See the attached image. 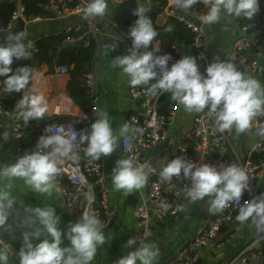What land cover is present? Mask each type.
<instances>
[{
	"label": "clouds",
	"instance_id": "9594fccd",
	"mask_svg": "<svg viewBox=\"0 0 264 264\" xmlns=\"http://www.w3.org/2000/svg\"><path fill=\"white\" fill-rule=\"evenodd\" d=\"M198 2L208 6L207 13L201 17L204 24H217L222 15L252 19L260 10V0H173L176 8L187 12ZM108 8V0H86L84 16L102 17ZM133 15L138 17L128 32L132 46L125 55L113 59L114 67L120 69L129 78L133 87L150 85L147 92L153 96L170 93L172 101L188 112H204L215 121L218 131L234 129L236 134L247 132L256 117L264 115V86L227 60L216 59L208 64L205 72L195 57L184 55L172 63L170 54L157 55L160 48L153 41L158 35L152 20L146 15L144 7L137 6ZM169 26L166 31H171ZM24 33H7L0 43V78H3L5 93L21 92L22 98L16 103L18 119L27 125L33 120H41L48 111L45 97L35 91L26 90L34 79L27 66L11 67L14 60L27 59L28 49ZM152 45V50L148 51ZM112 44L109 50L115 49ZM155 81L154 83H150ZM207 109V111H205ZM142 129H130L127 124L120 128V135L126 136ZM35 150L25 153L14 163L0 168V176L20 178L37 193L51 195L58 190L54 184L66 159H76L77 150L94 160L111 155L116 149V136L106 113H100L99 119L91 124L88 132L66 131L63 127L45 128ZM264 136V128L259 130ZM181 174L188 181L185 197L192 202L208 200V212L215 214L223 211L231 203H238L248 187L246 172L235 164L222 165L219 168L210 163H194L181 156L168 160L160 171L164 181H172ZM147 174L142 166L132 158L116 161L112 170V184L117 191L132 193L142 189L147 182ZM85 198L93 199L91 191ZM14 200L10 193L0 190V225L8 216L7 209L12 208ZM166 209L167 205H163ZM32 215L39 221L42 229L26 231L23 244L17 255L19 264H91L97 255L98 246L105 243L104 229L97 215L87 208L80 218L70 224L66 232L60 227V217L51 207H36ZM236 220L245 224L251 220L256 229L264 233V195L244 201ZM47 233L50 238L41 239ZM65 237L70 242L63 247ZM34 241H38L34 243ZM135 237L128 239L127 246L136 245ZM159 251L153 244L139 241L135 251L120 257L115 264H154ZM6 251L0 250V264H7Z\"/></svg>",
	"mask_w": 264,
	"mask_h": 264
},
{
	"label": "crops",
	"instance_id": "0c3cea01",
	"mask_svg": "<svg viewBox=\"0 0 264 264\" xmlns=\"http://www.w3.org/2000/svg\"><path fill=\"white\" fill-rule=\"evenodd\" d=\"M143 3L144 0H127L125 3L108 0V8L105 14L102 17L95 18H86L84 12L65 16H59L56 13V17L52 19H36L28 22L20 17L9 32H13L20 19L25 23L24 38L28 43H33L41 36L79 30L83 26L88 27L89 23L95 24L100 29V33L96 37L89 34L88 31L86 33V38H93L97 43L93 73L98 103L94 122L99 119L100 113H106L117 139L114 152L109 156L96 160L102 164L103 168V189L107 208L104 228L109 227V229L104 233L105 243L98 246L97 255L91 264H115L120 257L135 251L138 247L137 244L127 246V241L132 237L136 238L141 230L135 211L147 196V183L142 189L134 190L132 193H126L123 190L117 191L112 184V170L116 165V161L123 158L120 154L121 140L125 136L120 135V128L126 124L127 119L133 113L139 111V108L137 101L130 94L129 78L120 69L114 67L113 59L127 54L123 44V24L127 19V13L133 7H142ZM170 4H172V1H170ZM164 20V17L160 18V22H164ZM235 20H238L237 17L222 15L217 24L201 23L209 39L206 59L198 63L202 73L205 72L208 64L216 59L227 60L234 41L241 33ZM112 44L117 46L115 49L109 50ZM154 45L160 46L159 43H154ZM183 51L185 55H188L186 51L189 52V55L192 54L191 50L187 48ZM161 53L163 52L160 46L157 54ZM253 57L258 59L263 69L260 75L253 78L264 86V53ZM58 68L60 67L56 66L51 71L47 65H42L32 72L34 79L26 90H35L41 93L46 99L48 111L43 119L31 121L37 123L38 126L25 134V149L29 148L34 131L38 132L37 143L40 136L46 134L45 128L61 123L60 120L63 117L84 118L86 114L66 96L70 76L69 74H59ZM194 113L186 111L183 106L179 107L168 126L166 140L159 144L156 151L151 155L157 166H164L168 160L180 156L182 143H191ZM261 117H256L252 127L245 133L236 134L235 130L232 129L227 145L216 152V157L225 163L247 160L256 144L264 139V136L259 134V130L264 128L263 125H260ZM0 123L2 124V135L7 140L3 141L0 137V168H5L16 161L14 155L19 143L14 139L11 121L2 117ZM79 153L77 155L81 159L85 158L83 152ZM145 157H149V155L147 154ZM56 188L58 190H54L51 195L41 194L32 190L20 178L0 176V190L9 192L10 197L14 200L13 207L6 210L8 216L6 222L0 225V250L3 246H7L11 252L8 255L7 264H19L17 253L23 244L24 232L30 228L42 229L39 221L32 215V209L51 207L56 210V215L60 217L58 226L62 232H66L70 226L71 220L66 211L65 199L59 188L57 186ZM262 195H264V180L257 192V197ZM208 200L209 198L206 197L204 200L197 202L189 201L176 216L167 215L159 218L150 212L151 219L148 221L154 230V236L146 243L153 244L159 251L154 264H173L177 254L206 228L214 215L208 212ZM235 221L236 219L232 217V220L221 229L216 248L209 249L205 247L198 252L195 264H238L236 258L239 253L256 240L261 232L256 229L251 220L233 227ZM40 238L50 237L47 236V233L42 232ZM36 242L38 241H34V243ZM69 244L70 242L65 237L62 246L66 247Z\"/></svg>",
	"mask_w": 264,
	"mask_h": 264
},
{
	"label": "built area",
	"instance_id": "2783aa9c",
	"mask_svg": "<svg viewBox=\"0 0 264 264\" xmlns=\"http://www.w3.org/2000/svg\"><path fill=\"white\" fill-rule=\"evenodd\" d=\"M118 3H125L127 0H114ZM63 9L60 10L54 6V10L59 16L68 14H81L84 12L86 0H61ZM73 3L71 9L67 8V4ZM153 4V0H144L143 6L148 10ZM21 13L19 16L18 13ZM12 18L5 30L0 31L1 34L9 33L18 18L23 16L22 9L18 11ZM206 13H189L180 11L178 13L171 10L168 15H176L180 22L193 33L194 40L191 47L192 57H195L197 63L206 59V52L209 46V39L205 30L202 28L201 17ZM36 20V19H35ZM33 21V20H32ZM28 22V21H27ZM199 23L200 25L196 24ZM240 35L234 41L231 51L227 57V61L233 63L238 70L247 76L254 77L263 72L258 59L253 56H259L264 53V6L257 13V19L250 22H240L235 20ZM88 33L92 36H97L100 29L93 23L88 24ZM122 33V32H121ZM123 44L125 52L132 46V40L124 33ZM0 37V41H1ZM29 55L36 51L32 43L28 44ZM185 47L178 43L171 46L172 60L169 62V67L172 63L182 58L185 55ZM251 53L252 55H250ZM162 55V54H159ZM58 73L63 75L69 74L68 67L58 68ZM86 89L91 97V107L89 112L84 115L82 124L77 127L72 123H57L52 127H63L66 131L88 132L91 129V124L94 122L97 112L98 97L95 91L94 73L93 71L86 76ZM130 94L137 101L139 111L133 113L126 121L130 129H142V132H133L126 135L121 140V156L123 158H132L137 165L143 167L147 174L148 192L141 206L135 211V216L139 220L141 230L138 232L136 239L147 242L154 236V230L149 225L151 219L150 212L163 218L167 215L176 216L179 211L190 201L185 197V188L188 181L181 174L180 177L173 178L172 181H164L160 177V171L163 166H157L151 155L156 151L159 144L164 142L168 134V126L171 124L177 110L181 105L174 101V107L169 112L168 116L162 115L159 111L157 97L152 96L147 92L144 85L131 86ZM2 82L0 81V119L5 117L12 123L14 139L18 141L14 159L17 160L26 152L25 149V134L31 129L38 126L35 122L25 124L22 119H18L16 111L11 113L6 111L2 105ZM207 111V109L205 110ZM260 125L264 126V115L261 117ZM232 130L220 132L217 129L215 121L206 113H194L192 121L191 143L184 142L180 146V156L194 163H210L219 168L222 165L235 164L241 167L248 176V187L245 189L241 201L231 203L223 211L215 213L209 221L206 228L197 234L190 244L180 251L173 264H195L197 254L202 248L214 249L218 246L217 239L221 229L232 220L234 212H236L244 201L257 198V192L264 180V143L263 140L258 142L255 148L245 161L237 160L232 162H222L216 157V152L224 148L229 140V134ZM2 124L0 123V137L3 141H7L2 135ZM86 146V145H84ZM82 146L79 152H83ZM35 150V148L33 149ZM32 150V151H33ZM84 153V152H83ZM149 157H145V155ZM258 155L259 160H253L252 157ZM63 178L56 176L54 183L61 191L65 202L66 211L70 216L71 224L76 222L83 211L87 208L89 211L97 215L101 221L103 228L106 225L107 208L105 206L104 174L102 164L92 159L85 157L81 159L77 155L76 159H66L60 166ZM99 188L100 201H97L95 188ZM91 191L93 199L91 201L85 198L86 194ZM163 205H167L165 209ZM36 230L30 228L28 231ZM264 233H261L256 240L246 246L236 258L238 264H264ZM7 255H10V248L2 247Z\"/></svg>",
	"mask_w": 264,
	"mask_h": 264
},
{
	"label": "trees",
	"instance_id": "16d2710c",
	"mask_svg": "<svg viewBox=\"0 0 264 264\" xmlns=\"http://www.w3.org/2000/svg\"><path fill=\"white\" fill-rule=\"evenodd\" d=\"M172 1V4H170ZM54 6L63 9L61 0H0V31L5 30L11 21V18L22 9L23 16L27 21H32L35 19H52L56 17L54 11ZM68 9H71L74 4H67ZM264 6V0H260V9ZM136 7H133L127 13V19L123 24V32L128 36V32L135 20L138 18L133 15V11ZM173 10L178 13L182 11L175 7L173 0H153V5L146 10V15L152 20L153 26L157 31L154 43H159L162 49L161 53L171 55V46L178 43L182 47L189 48L193 44L194 36L193 33L180 22L176 15H168V12ZM207 6L202 2H198L193 5L191 9L187 12L189 13H207ZM257 16V15H256ZM252 19H246L244 17L237 18L240 22H250L257 19V17ZM164 17V22H160V18ZM171 26V31H166V29ZM88 31L87 26H83L79 30H71L68 32H61L58 34H53L49 36H41L40 38L33 41V45L36 49L35 52L31 53L27 59H21L19 61L14 60L11 67L15 70L17 67L27 66L33 72L38 66L47 65L51 71L54 70L56 66L68 67L70 80L66 89V96L74 102L83 112H89L91 107V97L88 94L85 85L86 76L93 71L94 63L96 60L97 43L93 38H86V33ZM129 37V36H128ZM130 38V37H129ZM79 41H83V44H78ZM4 39H1L0 43H3ZM28 47V41L24 38L23 41ZM69 43L68 45H66ZM150 51L152 50V45L149 46ZM159 55V54H157ZM2 82L3 89V78H0ZM152 81L150 83H154ZM32 83L30 81L29 87ZM148 88L150 85H144ZM28 87V88H29ZM3 92V91H2ZM23 90L19 93H5L2 96V105L6 111L14 113L16 110V103L22 98ZM153 96V95H152ZM158 99L159 111L162 115L168 116L169 112L174 107V101L170 98V93H159L154 96ZM83 118L66 116L63 117L61 123H72L79 127L82 124ZM40 134V133H39ZM38 138V132L34 131L31 144L27 153L31 152L36 147V141ZM264 143V140H263ZM253 160H259L258 155L252 157ZM59 178H63L62 174L57 175ZM99 188H95L97 201H100V194L98 193ZM238 210L234 212L233 217L236 219ZM240 223L236 220V225ZM264 253V249H263Z\"/></svg>",
	"mask_w": 264,
	"mask_h": 264
},
{
	"label": "water",
	"instance_id": "95a60500",
	"mask_svg": "<svg viewBox=\"0 0 264 264\" xmlns=\"http://www.w3.org/2000/svg\"><path fill=\"white\" fill-rule=\"evenodd\" d=\"M18 15L20 16L21 13L19 12ZM197 25H200L199 23L196 22ZM23 32L24 35H25V23L20 19L17 23V25L15 26L13 32ZM6 37V34H2L1 35V38L2 39H5ZM78 44H83V41H79ZM186 49V48H185ZM148 51H150V47L147 49ZM186 53L188 54V56H191L189 55V52L186 51ZM80 154V153H79ZM84 157H87L86 155H84ZM111 227V226H110ZM109 229V227H106L104 228V233Z\"/></svg>",
	"mask_w": 264,
	"mask_h": 264
}]
</instances>
